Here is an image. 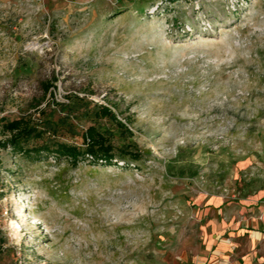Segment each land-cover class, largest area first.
Returning <instances> with one entry per match:
<instances>
[{
    "label": "rangeland",
    "instance_id": "1",
    "mask_svg": "<svg viewBox=\"0 0 264 264\" xmlns=\"http://www.w3.org/2000/svg\"><path fill=\"white\" fill-rule=\"evenodd\" d=\"M94 104L140 159L0 146V264H264V0H0L1 132L83 146Z\"/></svg>",
    "mask_w": 264,
    "mask_h": 264
},
{
    "label": "trees",
    "instance_id": "2",
    "mask_svg": "<svg viewBox=\"0 0 264 264\" xmlns=\"http://www.w3.org/2000/svg\"><path fill=\"white\" fill-rule=\"evenodd\" d=\"M51 86H54L51 80L42 83L43 96L50 93ZM77 99L78 101L82 100L81 98ZM90 113L93 115V121L80 133L83 146L57 140L56 132L59 123L52 121V117L38 122H33L30 117L3 119L2 132L3 134L7 132L8 136L0 141V146L14 153H21L28 159L35 160L53 156L57 159H65L73 166H76L80 161L93 165H114L121 161L126 164L125 166H128L126 161L140 159L141 152L135 143L116 145L113 142L115 132L124 140L131 138L132 132L110 107L94 104ZM72 117L70 113H67L65 123ZM103 119L113 126H105L101 123ZM68 125L71 127L70 123ZM2 132L0 130V134ZM31 140L40 142L30 145Z\"/></svg>",
    "mask_w": 264,
    "mask_h": 264
},
{
    "label": "built area",
    "instance_id": "3",
    "mask_svg": "<svg viewBox=\"0 0 264 264\" xmlns=\"http://www.w3.org/2000/svg\"><path fill=\"white\" fill-rule=\"evenodd\" d=\"M6 135H0V141L4 140ZM2 189L0 187V216L2 219H5L9 216L11 209L9 210L8 206L2 205V202H4L7 198L5 195H1Z\"/></svg>",
    "mask_w": 264,
    "mask_h": 264
},
{
    "label": "bare ground",
    "instance_id": "4",
    "mask_svg": "<svg viewBox=\"0 0 264 264\" xmlns=\"http://www.w3.org/2000/svg\"><path fill=\"white\" fill-rule=\"evenodd\" d=\"M11 199H12V200H16L15 197H13V198H11ZM14 209H16L15 206H14ZM16 211H17V210H16ZM11 227H12V229H13L14 232H15V227H14V226H11Z\"/></svg>",
    "mask_w": 264,
    "mask_h": 264
}]
</instances>
